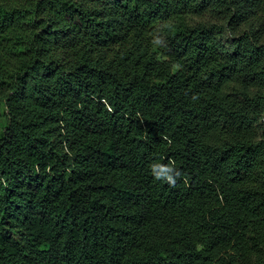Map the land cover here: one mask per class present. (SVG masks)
<instances>
[{
    "label": "trees",
    "instance_id": "obj_1",
    "mask_svg": "<svg viewBox=\"0 0 264 264\" xmlns=\"http://www.w3.org/2000/svg\"><path fill=\"white\" fill-rule=\"evenodd\" d=\"M0 264H264V0H0Z\"/></svg>",
    "mask_w": 264,
    "mask_h": 264
},
{
    "label": "clouds",
    "instance_id": "obj_2",
    "mask_svg": "<svg viewBox=\"0 0 264 264\" xmlns=\"http://www.w3.org/2000/svg\"><path fill=\"white\" fill-rule=\"evenodd\" d=\"M160 42L159 38L155 40L157 44ZM150 171L154 179L166 182L172 186L176 184V178L181 175L180 170L175 165V161H170L167 164L153 163L150 165Z\"/></svg>",
    "mask_w": 264,
    "mask_h": 264
}]
</instances>
